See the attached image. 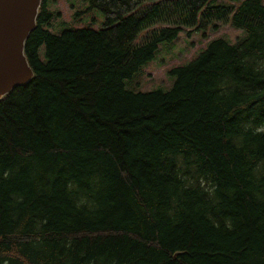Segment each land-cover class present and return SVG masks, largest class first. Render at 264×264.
<instances>
[{
    "label": "trees",
    "instance_id": "obj_1",
    "mask_svg": "<svg viewBox=\"0 0 264 264\" xmlns=\"http://www.w3.org/2000/svg\"><path fill=\"white\" fill-rule=\"evenodd\" d=\"M84 1L102 25L53 33L41 0L0 100V264H264V0ZM225 20L168 90L126 88Z\"/></svg>",
    "mask_w": 264,
    "mask_h": 264
},
{
    "label": "rangeland",
    "instance_id": "obj_2",
    "mask_svg": "<svg viewBox=\"0 0 264 264\" xmlns=\"http://www.w3.org/2000/svg\"><path fill=\"white\" fill-rule=\"evenodd\" d=\"M87 5L88 2L84 0H52L50 5V11L53 13L50 20L52 32L59 33L63 29L78 27H100L104 21L103 15L95 9L87 10ZM76 10L86 12L80 19H76L77 15H74ZM216 24L214 26L213 22L206 29L184 28L176 39L159 43L154 57L142 65L131 78L125 80L126 88L133 91L168 90L174 81V76L169 75L168 70L195 58L209 39L223 36L235 42L244 35L227 20L216 21ZM39 53L43 58V46L39 48ZM202 183L206 184L203 180Z\"/></svg>",
    "mask_w": 264,
    "mask_h": 264
},
{
    "label": "water",
    "instance_id": "obj_3",
    "mask_svg": "<svg viewBox=\"0 0 264 264\" xmlns=\"http://www.w3.org/2000/svg\"><path fill=\"white\" fill-rule=\"evenodd\" d=\"M41 0H0V100L34 76L24 47Z\"/></svg>",
    "mask_w": 264,
    "mask_h": 264
}]
</instances>
